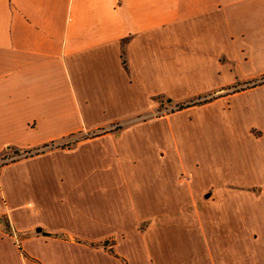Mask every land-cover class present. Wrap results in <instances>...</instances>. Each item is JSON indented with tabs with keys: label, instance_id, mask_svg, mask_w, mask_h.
Instances as JSON below:
<instances>
[{
	"label": "crops",
	"instance_id": "1",
	"mask_svg": "<svg viewBox=\"0 0 264 264\" xmlns=\"http://www.w3.org/2000/svg\"><path fill=\"white\" fill-rule=\"evenodd\" d=\"M197 98L172 125L151 116ZM205 104L222 106L206 130L223 151L212 146L198 189L202 156L180 153L175 172L157 136L177 144L176 122ZM126 136L152 141L143 180L119 159ZM11 148L27 155L0 165V264L7 239L21 264H264V0H0V152ZM201 202L237 206L238 245L229 212ZM174 221L192 227L188 246H167Z\"/></svg>",
	"mask_w": 264,
	"mask_h": 264
},
{
	"label": "rangeland",
	"instance_id": "2",
	"mask_svg": "<svg viewBox=\"0 0 264 264\" xmlns=\"http://www.w3.org/2000/svg\"><path fill=\"white\" fill-rule=\"evenodd\" d=\"M202 99L197 98L184 101V102H178L176 104H166L167 102H164L161 104L159 111L160 112H155L151 116H163L166 115V121L170 122L172 125V120L177 117V116H183L182 114H187L191 112V110L196 109V106L193 107H188L189 105H192L194 103H201ZM201 106V105H200ZM222 106H213L211 104H205L202 105L200 108V111L196 114H194L191 118V122L189 121L188 124L186 122L182 121H177L176 122V127L174 123V127L176 130H179L180 132V137H178V143L174 140L173 136L171 134H166V138H163V140H159V137L157 136V141H160L163 145H165L169 152L167 154L166 159L162 162L166 164L167 168H171L172 170L178 169L179 162H178V157L179 154L181 153L183 156V159L187 161L189 158L195 156L197 153L202 156V161H197L193 162L192 164L196 167H198V172L195 173L196 178L193 179V184L198 188L202 189L203 186L206 184H210L211 179L208 177L206 167H207V162L206 158L208 153H212V146L216 148V151H223V143L222 141H213L210 137L207 135V130H206V124H207V118L208 116H216L220 117L222 116ZM181 110V112H179ZM163 119V118H161ZM192 119L194 120V123L192 124ZM200 120H204L203 123H200ZM220 124V125H218ZM126 125L128 124H114L111 126L112 132H121L125 128ZM198 125L201 128V130H198ZM222 121H219V119H216V126L215 129L220 133V135H223V129H222ZM107 130L106 128L104 129H98L95 130L94 133H90L87 135H84V137H91L96 134H100L101 132ZM182 130V132H181ZM154 133H158V131H154ZM162 134V133H161ZM82 137V136H81ZM75 138H80L79 136H74L71 137L69 140L67 139V142L72 143L75 141ZM165 141V143H164ZM175 141V143L173 142ZM123 142L126 143L128 146L127 148L131 149H125L128 152L126 153H121L120 160L123 161V164L128 167L132 168L133 170L136 171V179L137 180H143V172L145 170V167H151L150 164H153V162L149 161L148 158L152 155V141L149 143L146 139L145 140H136L134 138H131L130 136H126V140ZM122 143V142H119ZM124 144V143H123ZM88 148H93V150H100V145L95 144V146L88 147ZM82 151H86L85 148L82 149ZM140 153L138 156H135L136 154ZM25 155V152H21L19 150H16L14 148L4 150L0 152V164L2 162H8L11 161L12 159H20ZM69 164L72 166H78L81 161L80 154H72L68 158ZM93 164L90 163L88 165ZM152 172V171H151ZM173 172V171H172ZM175 172L172 174V177L178 176V173L175 174ZM149 174V172H147ZM146 189V188H145ZM147 190V189H146ZM148 191V190H147ZM170 192H173V189H170ZM149 195H154L153 189L148 191ZM158 193V191H157ZM227 209H225L223 206L220 205H206L201 202L199 204V209L200 211L203 212H211L212 210L215 212H221L223 209L224 212H229L230 214L228 217H230V228L236 231L237 233H232V235H229V241L231 242V245H238L239 243V218H238V209L237 206H233V204H229L226 206ZM227 214V213H226ZM3 223H5V227H9L6 218L2 217L1 218ZM172 232V235H168L167 241V246H180V241L182 242L181 245L183 247L188 246L190 244L191 237L193 238V234L189 233V230L192 229V227L188 224L185 223V221H178V222H173L171 226L168 228ZM171 233V232H170ZM226 238V236H225ZM6 250H7V264H21L20 259L18 255H15L14 247L12 243L10 242L9 239L6 241ZM225 242L227 240L225 239ZM18 243L20 241L18 240ZM186 254V253H184ZM169 259V258H168Z\"/></svg>",
	"mask_w": 264,
	"mask_h": 264
},
{
	"label": "trees",
	"instance_id": "3",
	"mask_svg": "<svg viewBox=\"0 0 264 264\" xmlns=\"http://www.w3.org/2000/svg\"><path fill=\"white\" fill-rule=\"evenodd\" d=\"M25 155H27V151H26ZM4 163H5V162H2L0 165H3Z\"/></svg>",
	"mask_w": 264,
	"mask_h": 264
}]
</instances>
